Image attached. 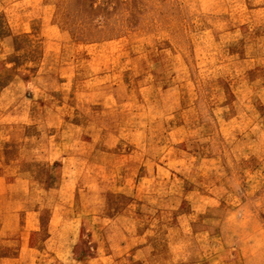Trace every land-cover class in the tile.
<instances>
[{
	"label": "rangeland",
	"instance_id": "rangeland-1",
	"mask_svg": "<svg viewBox=\"0 0 264 264\" xmlns=\"http://www.w3.org/2000/svg\"><path fill=\"white\" fill-rule=\"evenodd\" d=\"M0 264H264V0H0Z\"/></svg>",
	"mask_w": 264,
	"mask_h": 264
}]
</instances>
